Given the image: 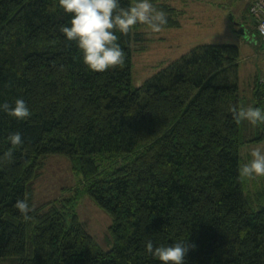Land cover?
<instances>
[{
	"label": "trees",
	"instance_id": "trees-1",
	"mask_svg": "<svg viewBox=\"0 0 264 264\" xmlns=\"http://www.w3.org/2000/svg\"><path fill=\"white\" fill-rule=\"evenodd\" d=\"M150 2L166 15L163 28L179 26L180 7ZM70 20L58 0H0V104L22 98L31 112L26 120L0 112V156L9 134L23 139L0 165V262L161 264L146 241L188 240L196 247L185 264H264V177L258 185L238 171L251 160L241 143L264 144V124L241 141L229 111L242 101L238 45L197 44L135 86L133 50L146 43V25L117 32L125 64L98 73L60 31ZM253 84L251 106L264 110V84ZM49 155L66 157L83 188L25 221L14 205L29 204ZM83 192L112 219L109 249L78 218Z\"/></svg>",
	"mask_w": 264,
	"mask_h": 264
},
{
	"label": "rangeland",
	"instance_id": "rangeland-1",
	"mask_svg": "<svg viewBox=\"0 0 264 264\" xmlns=\"http://www.w3.org/2000/svg\"><path fill=\"white\" fill-rule=\"evenodd\" d=\"M157 1H167L178 6L183 14L179 26L164 27L159 33H152L147 25L141 29L146 43L142 48L135 47L133 50V84L141 85L192 46L200 43H234L240 50L239 90L242 96L240 107L251 106L249 84L253 82V74L257 73L259 78L264 77V38L258 32L254 16L245 9L251 0ZM254 128L255 125L242 121L241 141L250 138L255 131ZM255 147L264 148V145L241 143L239 152L243 160L251 159L250 151ZM36 171L35 180L28 189L29 207L33 210H42L48 206L47 204H57L61 199L68 198L73 190H78L79 185L81 188L84 185L81 176L73 173L69 160L61 155L42 158ZM261 179L262 177L255 178V182L262 185ZM76 204L78 218L88 233L102 249H109L112 243L109 232L112 223L110 215L84 192Z\"/></svg>",
	"mask_w": 264,
	"mask_h": 264
},
{
	"label": "clouds",
	"instance_id": "clouds-1",
	"mask_svg": "<svg viewBox=\"0 0 264 264\" xmlns=\"http://www.w3.org/2000/svg\"><path fill=\"white\" fill-rule=\"evenodd\" d=\"M59 6L66 14H71L70 26H61L60 31L68 42H74L82 53L83 63L93 72L102 73L109 69L123 67L125 53L118 43L119 32L128 35L137 25H147L152 33H159L167 25V17L158 10L150 0H130L127 7L121 6L120 0H58ZM264 27V26H262ZM264 34V33H262ZM236 124L248 121L252 125L264 124V110L259 107L247 108L232 105L229 107ZM0 112L17 120H26L31 112L22 98H17L14 105L7 102L0 104ZM11 147L0 156V165L12 163L14 150L23 144L19 132L7 136ZM251 160L238 169L241 179L264 177V148L255 147L250 151ZM14 207L23 219H31L26 200H17ZM244 233L241 232V237ZM147 253L159 260L161 264H185V257L195 244L189 241H177L169 246H155L151 240L145 243Z\"/></svg>",
	"mask_w": 264,
	"mask_h": 264
},
{
	"label": "built area",
	"instance_id": "built-area-1",
	"mask_svg": "<svg viewBox=\"0 0 264 264\" xmlns=\"http://www.w3.org/2000/svg\"><path fill=\"white\" fill-rule=\"evenodd\" d=\"M251 11L256 15L257 27L262 36H264V0H253Z\"/></svg>",
	"mask_w": 264,
	"mask_h": 264
},
{
	"label": "crops",
	"instance_id": "crops-1",
	"mask_svg": "<svg viewBox=\"0 0 264 264\" xmlns=\"http://www.w3.org/2000/svg\"><path fill=\"white\" fill-rule=\"evenodd\" d=\"M248 46H249V45H248ZM249 47H250V46H249ZM255 77H259L257 73H254V74H253V80H252L253 82L249 84V89H250V91H251V98H252V87H253V85H254L253 83H254ZM259 80L262 82V84H264V77L259 78ZM251 84H252V85H251ZM253 101H254V100H251V103H253ZM262 145H264V144H262Z\"/></svg>",
	"mask_w": 264,
	"mask_h": 264
},
{
	"label": "bare ground",
	"instance_id": "bare-ground-1",
	"mask_svg": "<svg viewBox=\"0 0 264 264\" xmlns=\"http://www.w3.org/2000/svg\"><path fill=\"white\" fill-rule=\"evenodd\" d=\"M251 6H252V4H251V1H250V4H249V12H250L251 15L254 16L255 21H256V15L251 11ZM256 26H257V22H256ZM257 29H258V27H257ZM258 32H259V30H258ZM259 34H260V32H259ZM260 36H261L262 38H264V36H262L261 34H260Z\"/></svg>",
	"mask_w": 264,
	"mask_h": 264
},
{
	"label": "water",
	"instance_id": "water-1",
	"mask_svg": "<svg viewBox=\"0 0 264 264\" xmlns=\"http://www.w3.org/2000/svg\"><path fill=\"white\" fill-rule=\"evenodd\" d=\"M241 32H243L242 29H241Z\"/></svg>",
	"mask_w": 264,
	"mask_h": 264
}]
</instances>
